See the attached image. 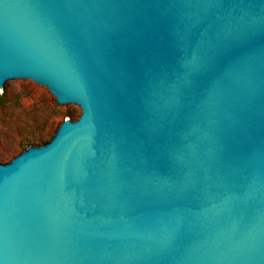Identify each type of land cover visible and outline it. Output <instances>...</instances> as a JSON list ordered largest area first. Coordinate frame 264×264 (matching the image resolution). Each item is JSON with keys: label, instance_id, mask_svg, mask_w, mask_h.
I'll return each instance as SVG.
<instances>
[{"label": "water", "instance_id": "1", "mask_svg": "<svg viewBox=\"0 0 264 264\" xmlns=\"http://www.w3.org/2000/svg\"><path fill=\"white\" fill-rule=\"evenodd\" d=\"M81 109L0 164V264H264V0H0V90Z\"/></svg>", "mask_w": 264, "mask_h": 264}, {"label": "rangeland", "instance_id": "2", "mask_svg": "<svg viewBox=\"0 0 264 264\" xmlns=\"http://www.w3.org/2000/svg\"><path fill=\"white\" fill-rule=\"evenodd\" d=\"M80 113L81 109H61L40 84H14L7 92L0 90V164L28 146L47 143L63 120L74 121Z\"/></svg>", "mask_w": 264, "mask_h": 264}, {"label": "trees", "instance_id": "3", "mask_svg": "<svg viewBox=\"0 0 264 264\" xmlns=\"http://www.w3.org/2000/svg\"><path fill=\"white\" fill-rule=\"evenodd\" d=\"M31 143H35V142H29V144H31Z\"/></svg>", "mask_w": 264, "mask_h": 264}]
</instances>
